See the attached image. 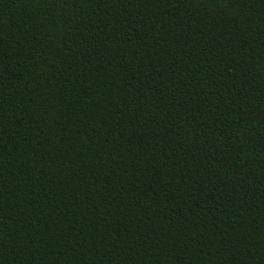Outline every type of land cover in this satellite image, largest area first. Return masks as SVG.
Masks as SVG:
<instances>
[{"label": "trees", "instance_id": "16d2710c", "mask_svg": "<svg viewBox=\"0 0 264 264\" xmlns=\"http://www.w3.org/2000/svg\"><path fill=\"white\" fill-rule=\"evenodd\" d=\"M0 264H264V0H0Z\"/></svg>", "mask_w": 264, "mask_h": 264}]
</instances>
